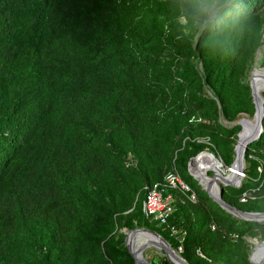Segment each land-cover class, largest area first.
<instances>
[{
  "label": "trees",
  "instance_id": "trees-1",
  "mask_svg": "<svg viewBox=\"0 0 264 264\" xmlns=\"http://www.w3.org/2000/svg\"><path fill=\"white\" fill-rule=\"evenodd\" d=\"M262 8L264 0H0V264H133L122 234H111L132 221L189 264H250L244 237L264 239V224L222 210L186 164L201 150L232 160L239 126L217 120L253 111L242 79L262 42ZM261 124L240 185L221 187L242 211L264 212V115ZM171 169L189 191L164 189L173 211L159 224L141 202ZM150 262L171 264L163 255Z\"/></svg>",
  "mask_w": 264,
  "mask_h": 264
},
{
  "label": "rangeland",
  "instance_id": "rangeland-1",
  "mask_svg": "<svg viewBox=\"0 0 264 264\" xmlns=\"http://www.w3.org/2000/svg\"><path fill=\"white\" fill-rule=\"evenodd\" d=\"M214 10H215L214 4L210 5L209 7H205L204 8V12L206 14V17L209 18L212 15ZM258 16L261 18V22H262V28H261V40H262V42L260 43V45L254 51L252 60L250 62V65H249V67H248V69H247V71H246V73H245V75H244V77L242 79V81L244 83H246L247 85L249 83L251 74L253 72H255V70L258 69V70L264 72V70H263L264 67H262L260 65V60H261V57H262V52H263V47H264V44H263V39H264V8H262V9H260L258 11ZM178 21L179 22H183V18H178ZM196 26L199 29L200 25L196 24ZM190 63L194 64L195 67L199 66V63H198V61H196V59H191ZM204 90H205V88H204ZM249 91H250V89H249ZM262 92L263 91H261L260 94H262ZM207 93L208 92H206L204 94H207ZM250 98H251V94H250ZM219 114H220V109H219ZM217 121L221 125H223L225 127H231L233 125L239 126V130H237V132L235 133V135L232 138V152H233L232 160H231V162H232L233 159H234V156H235L234 151H233V147L235 146L237 139L240 137V135H242L244 133V131L249 130L254 125V107H253V111H252L251 114L238 113L236 115V117L231 119V120H224L221 117V115H219V118H218ZM200 142L204 143L203 140H201ZM204 151H206V150H201L200 152H204ZM200 152H198L197 154H199ZM206 152H208V151H206ZM208 153H210L216 160L213 159V157L210 156L209 154L205 153V154L199 156L195 160V162H193L192 167L190 168L192 174L196 178H193L191 174H189V175L194 180L196 186H198L199 188H200V185L198 183V180L201 179L203 175H205L207 177H212L213 176V172L216 171L217 173L222 174L223 176H227L228 175L227 167L231 164V162H230L229 165L225 166V165H223V163L220 160V158L218 157V155H215V154H213L211 152H208ZM126 160L129 161V164H131V165H133L135 163V160L132 159L130 154H127ZM242 160H243V157H242ZM243 167H244V162H243ZM186 170H187V164H186ZM242 172H243V169H242ZM242 178H243V173H242L241 180H242ZM205 179L206 178H203V182H202L203 184H204V180ZM218 186H220L219 183H218ZM140 211L142 212V208L141 207H140ZM134 228H145V227H143L141 225H137L135 221H132V226L130 228L127 229L124 226H121V227H118L116 230H114L111 234H113L114 236H118V235L122 234L123 240H124L126 232L129 231V230H132ZM145 229H147V228H145ZM148 230H150V229H148ZM150 231H153V230H150ZM244 238H245L246 241H248L249 247H250V252H249V255H248V261H249V256H250L251 252L254 251V248H255L254 243H259L260 244V242L262 240H264V239L262 238V234L259 233V232H257V234L253 235V236L246 235ZM164 241L166 242V240H164ZM173 251H175V253L178 255V251H176V250H173ZM144 253L146 255V260H148L149 262L152 261V262H155V263H157L158 258L162 257V255H163V254L160 255L159 252L154 251V250H145ZM250 264H252V262H250Z\"/></svg>",
  "mask_w": 264,
  "mask_h": 264
},
{
  "label": "water",
  "instance_id": "water-1",
  "mask_svg": "<svg viewBox=\"0 0 264 264\" xmlns=\"http://www.w3.org/2000/svg\"><path fill=\"white\" fill-rule=\"evenodd\" d=\"M248 86H249L250 94H251V102H252L253 107H254V120H255V122H254V125L249 130L244 131V133L242 135H240V137L238 138V139L242 140V146H241L240 154H237V152H236L238 139L236 141L235 146L233 147V151H234L235 156H234V159L231 162V164L227 167L228 174L234 176L233 180L226 179V177H218V175L215 172H213V176L210 177V183L209 184H207L206 186H203L200 183V179L198 180V183L200 185V188L207 194V196L213 202H215L222 210H224L226 213L230 214L231 216H233L235 218L241 219V220L252 221V222L259 223V224H264V212L242 211V210L228 204L227 202H225L221 198V187H224V186L237 187L240 185L241 177H242L241 172L243 169L242 157H243L244 151H245L247 145L251 141L255 140L259 136L260 132L262 131L261 122H262V118L264 115V99L262 98V96H260L259 106H258L257 102H256L255 89L253 88L252 83H251V76H250ZM202 153H207L210 156H212L210 153L204 151V152H200L199 154H197L193 157H190L187 161V171L189 174L192 175L193 178H196V177L192 174L190 168L192 167L193 162H195V160ZM213 159H215V158L213 157ZM235 161H237V164H238L236 167L233 165ZM216 181H217V183L220 184V186H218V184L215 183ZM212 185L215 186V194L210 193V188ZM138 231L148 233L152 236H155L156 238H159L162 242H165L157 233L150 231L148 229H145V228H134L132 230L127 231L125 234L124 240H123V244L126 247L128 254L132 258L133 264H137L136 263V254H138V253L140 254L141 248H135V253L130 252V250L127 247L126 240H127L129 235H131L134 232H138ZM260 243H264V240H262ZM167 246L170 248V246L168 244H167ZM171 251H172V249H171ZM163 255L168 262H170L171 264H176L167 255L166 249H164ZM251 256H252V252L249 256L250 262H251ZM179 261L182 264H189L180 256H179ZM263 263H264V260H261V262L259 264H263ZM142 264H151V263L148 260H142Z\"/></svg>",
  "mask_w": 264,
  "mask_h": 264
},
{
  "label": "bare ground",
  "instance_id": "bare-ground-1",
  "mask_svg": "<svg viewBox=\"0 0 264 264\" xmlns=\"http://www.w3.org/2000/svg\"><path fill=\"white\" fill-rule=\"evenodd\" d=\"M251 83H252L253 88L255 89L256 102H257V105L259 106L260 96H262L260 92L261 91L264 92V72L258 69L255 70V72L251 74ZM241 146H242V140L238 139L237 148H236L237 154H240ZM233 165L236 167L238 165L237 161H235ZM214 172L218 175V177H226V179H229V180H233L234 178V176L230 174H228L227 176H223L222 174H219L216 171ZM203 178H206L204 180L205 185L202 183ZM200 183L203 186H206V184L210 183V177L203 175L202 178L200 179ZM215 183H217V181ZM210 193L215 194L214 185L211 186ZM126 243H127L128 249L132 253H135V248H141L140 254L139 253L136 254L137 264H142V260H146V255L144 253L145 250H154V251L159 252L160 255H162L164 254V249H166L167 255L174 263L182 264L179 261V255H177L175 251L173 250L171 251V249L167 246L165 242H162L159 238H156L155 236H152L148 233L140 232V231L134 232L128 236ZM254 245H255V248H254V251L252 252L251 262L252 264H259L261 260H264V243H260V244L254 243Z\"/></svg>",
  "mask_w": 264,
  "mask_h": 264
},
{
  "label": "built area",
  "instance_id": "built-area-1",
  "mask_svg": "<svg viewBox=\"0 0 264 264\" xmlns=\"http://www.w3.org/2000/svg\"><path fill=\"white\" fill-rule=\"evenodd\" d=\"M164 189H174L180 192H188L189 187L180 178L178 173L171 169L167 171L162 181L155 182L145 187V193L141 202L142 213L159 224H165L169 215L173 211L172 196L170 193L163 195ZM188 199L195 200L193 192H189ZM244 198H240L243 201ZM180 251V247L177 248Z\"/></svg>",
  "mask_w": 264,
  "mask_h": 264
}]
</instances>
